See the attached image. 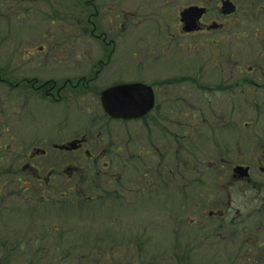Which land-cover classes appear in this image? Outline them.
Listing matches in <instances>:
<instances>
[{
  "label": "flooded vegetation",
  "instance_id": "flooded-vegetation-1",
  "mask_svg": "<svg viewBox=\"0 0 264 264\" xmlns=\"http://www.w3.org/2000/svg\"><path fill=\"white\" fill-rule=\"evenodd\" d=\"M8 50L12 60L0 65V243L34 238L17 229L11 234L4 218L24 208L32 213L31 194L53 189L56 174L71 173L66 184L74 175L83 176L77 153L89 162L93 175L100 176L102 169L129 167L144 151L145 157L155 159L153 137L163 132L166 158L173 163L172 170L166 168L169 192L182 169L180 176L190 180L185 190L195 187L199 198L189 203L188 192L175 195L185 201L172 205L175 224L182 225L180 206L208 212L190 219L196 240L191 259L212 254L209 264H264V160L232 159L229 175L220 173L231 150L218 151L221 143L214 139L215 154H206L208 117H196L186 125V114L202 108L184 107L186 97L226 96V102L206 107L213 109L211 118L226 110L228 118L218 123L223 122L221 129H231L235 115L248 116L242 119L243 128L257 138L256 151L264 155V0H0L1 56ZM182 66L189 72L183 74ZM168 69H174L169 71L174 75L167 74ZM130 83L151 89L145 92L147 102L152 97V109L132 120L111 118L101 93ZM95 103L102 119L121 123L120 131L98 127L59 134V129H68L73 109ZM171 113H176L175 124H170ZM192 139L204 171L213 173L207 179L203 174L193 179L196 169L191 171L190 162L198 161L195 155L194 160L178 156ZM123 143L135 153L121 158L117 144ZM212 157L219 163L211 162ZM235 167L242 169L237 172ZM258 174L263 179L257 180ZM162 175L158 173L157 182ZM112 191L109 187L106 194L90 199L105 200L113 208L119 200L123 203V196ZM199 241L209 242L207 248Z\"/></svg>",
  "mask_w": 264,
  "mask_h": 264
},
{
  "label": "rangeland",
  "instance_id": "rangeland-1",
  "mask_svg": "<svg viewBox=\"0 0 264 264\" xmlns=\"http://www.w3.org/2000/svg\"><path fill=\"white\" fill-rule=\"evenodd\" d=\"M21 35L22 33L19 34L20 38L24 39ZM10 36V33L5 34V37ZM9 52V50L4 51L3 54L5 56H1L0 52V65H5L12 60ZM199 64L197 63V66ZM173 70L168 69L167 74L174 75V72H169ZM181 70L183 74L189 72L188 67L185 66H182ZM209 71L210 69L208 68V72L205 70L204 73H209ZM215 102H226V96L186 97L184 99V107L200 105L202 108V112L197 114H186V125L196 117H208L205 121L206 124H204L203 135L205 137L204 143H208L205 146V149H208L206 154L208 152L211 153L210 155L215 154L214 151L216 149L212 143L214 139L221 143L217 146L218 151H221L223 147L231 150L224 156V167L220 169V173L221 171H226L229 175V162L232 159L234 162H252L257 157L264 160L262 151H256L257 138L249 133L247 134L246 129L243 128L242 119H247L248 116L243 118V115L237 114L234 116L231 129L224 127L221 129L223 122H218L220 119H227L228 114L226 110L221 109L218 110L219 118H211L214 114L209 111L211 108L207 110L206 107L210 106L211 103L215 104ZM81 106L83 108L76 107L73 112L71 111L70 123L67 125L68 129L64 131L59 129V134L72 131L75 133L92 132L98 127L103 130L120 131L121 123L102 119L99 115L102 112L99 104H82ZM175 114L171 113L169 115L170 124L176 123L174 121L177 119ZM210 118L213 119L212 122ZM252 118L255 119V116L253 115ZM216 123H218L219 127H217ZM85 128H87V131H85ZM229 135H234V138ZM144 137L146 138L145 134ZM139 138H142V135ZM247 138H249L248 143L245 142ZM153 139L156 144L155 151L158 152V155H155V157L157 156L155 159L154 157H145L144 151L141 157L132 158V164L129 167L120 166L111 171L102 169L103 159H100L99 168L102 169L100 176L93 175L89 162L87 163L84 157L77 153L76 160L85 169V173L82 170L79 173L83 176L74 175L72 182L66 184L65 180L71 173L69 175L68 172L63 171L61 174H56L50 185L53 189L44 192L33 191L31 194L33 201L32 213H25L26 209L24 208L23 212H18L16 215L9 214L4 218L5 223L8 225L6 227L12 231L11 234L17 232L14 229L22 230V232H27L31 235L34 232L36 238H42L44 233L49 234V238L35 240V242H40V248H42L38 249L36 256L24 255L17 257L13 255L12 258L6 260V263L24 264L25 261L29 263L32 259L35 264H209L213 260L211 257H214L212 254L205 258L191 259V244L192 242L195 244L196 240L193 241L192 225L189 224L192 217L196 215L197 217L207 216L208 212L204 213L201 208L194 209L193 206L189 210L185 206H180L178 217L182 225L178 226L177 223L175 224L173 217L175 212L172 205L176 204L178 206L180 203H185L184 200L176 199V197L182 194L180 192L184 191L183 193L188 192L191 197L189 203L193 200L197 202L199 200L197 190H195V187L191 190H185L189 186L190 180L187 177L180 176L182 169H179L175 176L177 178L174 179L175 186L169 192V187L171 186L166 171L172 170L173 163L170 162L168 156V159L166 158L168 150L165 144V134L156 132ZM119 146L122 147L121 158L129 157L130 154L135 153L134 149L127 147L124 143L121 145L117 144V148ZM113 150L116 151V147H113ZM173 150H175V147H173ZM160 155L163 157L160 158ZM192 155H195L199 161L190 162L191 171L196 169L193 179L197 175L202 174L207 179L209 175L213 174L212 171H204L201 166L202 155L200 150L197 149L195 139L189 142L188 148L184 153H178L179 157H190V160H194ZM218 155L222 156L223 153ZM130 159L128 158L129 161ZM107 160L105 161L107 162ZM210 161L219 163L215 157H212ZM211 162H209V165H212ZM190 168L188 167L185 170H190ZM145 173L147 176L144 179L142 177H144ZM158 173L163 174L159 182H157ZM85 179H88L86 183L84 182ZM256 179H263V177L258 174ZM225 182L227 181L225 180ZM109 187L115 190L112 192L122 193L123 203L120 204V200H117L119 203L113 204V208H111L105 202L101 212H97L94 208L85 209L82 206L84 201H89L88 197L93 194H101L102 191L106 192ZM227 190L224 192L226 197H228ZM72 191H75V193ZM224 193L221 194L224 195ZM231 193L234 196V192ZM222 195L218 199L223 198ZM58 201H64L63 203L66 204H57L55 207L54 205ZM67 204L69 206L68 209H66ZM30 214L31 216L29 217ZM52 219H59L64 223L61 238L58 237L60 239L56 242V238L53 239L50 231H41L42 226L48 225ZM25 243L27 246H31L29 239L25 240ZM31 243L33 242L31 241ZM197 243L200 247L204 244L203 241ZM208 243L204 244L206 248ZM56 246H61L60 250H57ZM2 252L0 250V254ZM218 257L220 258V256Z\"/></svg>",
  "mask_w": 264,
  "mask_h": 264
},
{
  "label": "water",
  "instance_id": "water-1",
  "mask_svg": "<svg viewBox=\"0 0 264 264\" xmlns=\"http://www.w3.org/2000/svg\"><path fill=\"white\" fill-rule=\"evenodd\" d=\"M151 89L144 84L119 85L108 88L101 93L102 105L106 112L114 118L131 119L142 115L152 107V97L149 102L146 101V94ZM145 92V96L141 95ZM242 167H236L239 172ZM243 175V173H242Z\"/></svg>",
  "mask_w": 264,
  "mask_h": 264
},
{
  "label": "trees",
  "instance_id": "trees-1",
  "mask_svg": "<svg viewBox=\"0 0 264 264\" xmlns=\"http://www.w3.org/2000/svg\"><path fill=\"white\" fill-rule=\"evenodd\" d=\"M101 193L102 194H106V192H104V191H102ZM104 202H105V200H102V199L99 200L98 202L97 201H92V202L84 201L82 206L85 209L94 208L97 212H101ZM57 204L65 205L66 203H63V202L56 203L54 206L56 207ZM68 208H69V206L67 205L66 209H68ZM63 225H64V223H62L59 219H52V221H50L48 225L46 224L45 226H42L41 231L42 232L50 231L52 233V235H53V239L56 238V240H55V242H56V241H58L61 238L60 236L62 235L61 234L62 231H63L62 229H64ZM25 234L26 235H31L30 233H27V232ZM33 235H34V238L33 239H29V241H30L29 244L31 246H27V244L25 243V240H16V241H13V242H1L0 243V250L3 251V252L1 253V256H0V264H11V263H6V260L12 258L13 255H16L17 257H21V256H24V255L30 256V257L36 256L38 249H42V248H40L41 247L40 246V242H37V241L35 242V240L36 239H43V238L46 239V237L49 238V234L48 233H44L43 234L44 236L42 238H40V237L36 238V235H35L34 232H33ZM58 237H60V238H58ZM31 241L33 243H31ZM60 247L61 246H58V247L56 246V249L60 250ZM28 250H29V252H28ZM184 258H188V257H184ZM24 264H35V261L31 259V261L29 263H27L25 261ZM181 264H184V263H181Z\"/></svg>",
  "mask_w": 264,
  "mask_h": 264
}]
</instances>
